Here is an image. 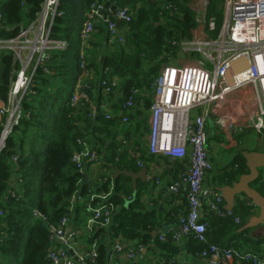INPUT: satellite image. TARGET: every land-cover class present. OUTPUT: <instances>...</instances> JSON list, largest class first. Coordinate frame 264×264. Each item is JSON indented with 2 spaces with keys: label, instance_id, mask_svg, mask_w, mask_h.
I'll return each instance as SVG.
<instances>
[{
  "label": "trees",
  "instance_id": "obj_1",
  "mask_svg": "<svg viewBox=\"0 0 264 264\" xmlns=\"http://www.w3.org/2000/svg\"><path fill=\"white\" fill-rule=\"evenodd\" d=\"M80 1L59 0L58 10L62 12V16L55 18L51 37L66 41L68 48L52 53L47 72L41 67L36 69L30 87L31 93L21 100L18 124L12 128L0 151V264H51L48 259L49 250L53 246L50 240L51 228L67 216L72 221L74 216L75 220L79 219L83 207L76 204L70 214V202L78 193L81 198H85L89 190L83 183L84 174L71 161L73 154L80 149L77 143L79 139L97 152L101 170L112 173L115 169H130L127 161L118 154L125 153L122 143L126 144L129 138L126 133L127 123H121L117 116L121 113L123 117L129 116L130 122L132 114L127 115L123 109L116 111V108H111L114 114L111 119H105L100 112L94 115L101 102L110 103L113 94L104 97L103 83H109L110 77L119 81L120 105L131 96L135 98V90H140V94H150V87L159 76L162 66L170 65L172 58L180 59L181 43L190 38L191 30L197 26L195 13L189 8L188 0L128 1L135 13L130 23L120 24L122 29H128L124 33V42L109 44L105 28H98L95 36L104 30L111 51L100 57L98 65H93L90 58L84 57L86 68L94 70L98 77L93 85L81 92L86 94L87 101L81 99L79 104L72 106L70 100L74 86L83 77L84 71V68H80L81 59L78 58L80 39L77 41V36H72L73 27L91 3L103 0H83L82 8H79ZM124 1L126 0H109L106 3L112 10L114 6H124ZM205 1L207 20L213 19L215 22V29L211 32L212 38H215L222 24L220 6L223 0ZM42 2L43 0H0V40L15 38L26 29L36 18ZM18 65L12 52L0 50L2 102L7 100L19 70ZM104 69L109 72L101 75ZM69 86H72L70 91ZM118 123L124 124L123 137L119 136ZM1 130L2 125L0 133ZM244 131L246 130L241 134ZM244 150L248 151L242 149L237 152L234 163L236 167L232 166L231 170L224 171L219 178V185H230L247 172L241 155ZM13 157L17 160L15 163L12 161ZM13 179L17 181L15 186L10 185V180ZM112 180V225L108 232L98 227L92 230L94 235L87 238V242L92 244L94 240L98 241L97 256L87 259V264H107L104 241L109 243L117 238H138L141 246L158 251L160 257L165 259L169 255L166 258L171 259L169 264H173L171 256L176 254L177 247L172 240L167 238L164 242L152 236L153 231L158 228L159 218L155 216V211L142 210L140 194L133 191L128 177L121 175ZM253 186L264 197L262 174ZM107 188L104 186L94 191L99 193ZM90 203L93 205L92 201ZM242 213L244 218L251 215L246 206L242 208ZM234 218L239 222L235 215ZM218 226L235 230L240 228L227 218L219 222ZM214 236L210 243L218 245L219 237ZM187 247L192 251L204 249L203 245L192 238Z\"/></svg>",
  "mask_w": 264,
  "mask_h": 264
},
{
  "label": "built area",
  "instance_id": "obj_2",
  "mask_svg": "<svg viewBox=\"0 0 264 264\" xmlns=\"http://www.w3.org/2000/svg\"><path fill=\"white\" fill-rule=\"evenodd\" d=\"M108 1H94L86 11L78 55L81 59L80 68H84V71L83 77L74 86L70 100L72 106L79 104L81 99L87 101L86 94L81 92L93 85L98 77L94 70L87 69V64L83 63L85 52L98 28H105L109 44H121L125 36L118 24L130 23L135 13V9L129 4L114 6L110 10L106 3ZM58 5L59 0H43L36 18L26 29L15 38L0 40V50L12 52L18 64H21L1 110L3 122L0 151L12 128L18 124L21 100L31 93L30 87L36 69L41 67L47 72L52 53L68 48L66 41L51 37L55 18L62 16ZM206 8L205 0L201 1L198 8H190L195 13L197 26L191 30L190 38L181 43V52L190 55L188 62L162 66L159 76L150 87L152 98L148 106L149 133L146 147L150 156L188 160V171L181 174L169 188L173 194H184L187 202V207L177 217L179 231L173 237L176 242L192 238L203 245L204 249L198 255L206 259V264H231L235 260L264 264V251L257 254L210 243L206 235L207 223L200 217L202 206H206L210 212L238 222L232 212L223 209L224 201L218 188L215 187V190L204 184L206 175L213 171L206 149V123L212 113L222 106L221 102L225 98L236 91L250 89L254 95L255 109H247L244 123L237 112L230 110L215 114L214 122L225 133L227 141L247 129L258 135L264 132V0H223L222 24L215 38L208 34L205 37L207 31L211 33L215 29L214 20H207ZM193 54L200 55L202 59H192ZM207 64L212 68H207ZM108 72V69H104L101 75ZM110 80L109 83H103V95L106 98L119 85L115 77H110ZM140 93V90H135V98L129 97L120 109L125 110L127 115L136 111V97ZM111 108L108 102H101L94 115L100 112L105 119H111L114 116ZM117 117L121 119V123L129 120V116L123 117L122 113ZM77 143L80 149L71 158L77 170L84 174L89 165L100 169L101 162L97 152L84 140L79 139ZM12 161L15 163L17 160L13 157ZM100 184V188L107 186V190L99 193L88 190L87 193L93 202L85 221L87 231H92L95 227L110 229L114 211L110 202L114 194L111 174H103ZM82 202L83 198L79 193L76 194L70 202V214L73 213L74 206ZM71 222L72 219L67 216L51 228L50 240L53 246L48 254L51 264H85L87 259L97 256L95 245L86 255L73 252L75 232L70 230ZM159 239L162 241L163 237ZM57 245L63 248L59 249ZM113 249L114 252L122 251L119 245H115ZM144 249V246L138 245L133 252L128 253V259L137 257ZM172 263L178 264V261L174 260Z\"/></svg>",
  "mask_w": 264,
  "mask_h": 264
},
{
  "label": "crops",
  "instance_id": "obj_3",
  "mask_svg": "<svg viewBox=\"0 0 264 264\" xmlns=\"http://www.w3.org/2000/svg\"><path fill=\"white\" fill-rule=\"evenodd\" d=\"M201 1L203 0H188V6L193 9L198 8L201 5ZM82 3L83 0L79 2V8H82ZM124 3V5L128 4L127 1H124ZM85 14V11L81 13L79 22L73 27L72 36L74 35L75 38L77 36V41L80 39L79 35L81 34L83 23L85 21ZM67 27L70 26L68 25ZM118 27L121 28V33L124 34L126 30L122 29L119 24ZM127 32L128 29L126 33ZM206 34L207 33H205V37ZM88 50L90 51L87 55ZM88 50H86L85 56L91 59V63H93V65H98L100 57L104 54H107L108 51H111L108 47L107 36L104 30L100 31L99 34L95 36V38L91 41ZM181 60L182 58L178 61ZM120 87L121 86L119 84L118 88L113 91V94L109 100L110 106L112 108H116V111H118L122 105L119 104L121 98V94H119ZM233 96L234 95L232 94L231 96L225 98L221 102L222 106L217 108L215 113H212L211 117L206 123L208 135V144L206 149L209 154L208 157L213 164V171L205 177L204 184L214 188L215 190H217L216 188L224 186L223 184L219 185V178L222 176L224 171L231 170L233 163L235 162L237 152L241 151V149H245V145H243L241 139L239 138H236L235 140H233V138L232 140L227 141L225 133L218 129L214 122L216 117L215 114L224 113L230 110L233 113L237 112L241 117V121H243L242 123H244V106L241 105L237 107L238 101H236ZM151 98V94H138L136 97V111L132 112V116L130 117V122L134 123V126L133 128H131V126L126 127V133L129 140L124 146V152L126 153V156L123 158L127 161V167L130 168L129 170L136 172L143 166L148 168L147 181L141 182L137 180L136 191L140 194V203L143 206L142 210L145 212L155 211V216L159 218L157 224L158 228L153 231L159 232L156 238L160 240L159 238L162 236V241L164 242L167 240V238L172 240L173 244L177 247V252L171 257H173L174 260H177L178 264H206V259L198 255L200 250L192 251L189 247H187L189 240L183 239L176 242L173 239L174 235L179 231L177 217L180 212H182L187 207V202L184 194H173L170 192L169 188L175 181L179 179L181 174L188 171V160H172L165 157H154L149 155L146 144L149 133L148 106ZM245 106L247 105L245 104ZM126 123H129V120ZM118 124V127L120 128L118 130L120 133L119 136L123 137L125 135L122 133L124 124ZM142 128L145 130V132H143V134L140 133L139 135L138 132ZM104 150L103 152H105ZM137 161L142 164V167H140V164ZM152 172H155L153 177L151 176ZM112 173L108 172L107 170L100 171V169L95 166L87 167L84 171L83 183L89 188V190H99L101 186L100 179L102 174L112 175ZM16 184V180H10L11 186H15ZM130 185L132 186L131 179ZM253 188L256 189L255 186H253ZM78 205L83 207V211L78 216L79 219L75 220L76 216H74L70 225V230L75 232L73 252H75L77 255H86L92 250L93 245H95L96 248L98 247V241L96 240H94L95 242L93 241L92 244L87 242V238L92 236L91 234H88L85 228V221L89 215L88 210L89 207H91L88 194L85 198H83V202L78 203ZM81 205H85V207ZM242 208H244L243 201L237 202L234 209L231 211L232 214L239 218V222H236L232 218H227L232 221L233 225L240 227L235 230L227 226V229L223 228V226H218V223L222 222V220L225 218L210 212L206 206H202L200 210V217L201 220L206 222L208 226L206 232L207 240L211 242L213 237H215L214 235H217L220 240L218 245L220 246L231 247L243 251L263 252L264 225L249 229L243 233L240 232L242 227L248 222V218L250 216L257 215L258 210L250 208L251 215H247V217L244 218ZM223 209L225 210V204L223 205ZM108 231L109 230H107V232ZM102 241L103 240H100V242ZM104 244L106 247V259H109L107 264H169V261L171 260H167L166 258L170 257L169 255L165 256L164 259L160 257L158 251L156 252L154 250H149L146 247H144V251L141 252L137 257L128 259V253L133 252L135 248L140 245V239L138 238L131 240L117 238L113 242L110 241L109 243L104 241ZM115 245H119L122 248V251L114 252L113 247ZM60 247L61 249L63 248V246L57 245V248L60 249ZM231 264L248 263L232 261Z\"/></svg>",
  "mask_w": 264,
  "mask_h": 264
},
{
  "label": "water",
  "instance_id": "obj_4",
  "mask_svg": "<svg viewBox=\"0 0 264 264\" xmlns=\"http://www.w3.org/2000/svg\"><path fill=\"white\" fill-rule=\"evenodd\" d=\"M3 108V102L0 100V125L3 122V115L1 110ZM247 172L241 174L237 180L233 181L230 185H224L218 188L224 204L225 210L231 212L237 202L243 201L244 206L248 209L253 208L258 210V214L250 216L248 222L242 227L241 233L246 232L249 229L257 228L264 225V197L253 188L258 178L264 175V153L256 151H242L241 153ZM147 167H142L138 171L132 170H118L115 169L112 178L115 180L119 176L123 175L131 179L132 189L136 191V181H147ZM155 172H152L151 176H154ZM159 232L152 233V236H157ZM109 261V259L107 260Z\"/></svg>",
  "mask_w": 264,
  "mask_h": 264
},
{
  "label": "rangeland",
  "instance_id": "obj_5",
  "mask_svg": "<svg viewBox=\"0 0 264 264\" xmlns=\"http://www.w3.org/2000/svg\"><path fill=\"white\" fill-rule=\"evenodd\" d=\"M206 33L212 38L211 33H209V31H207ZM180 55H181L180 59L182 58V60L178 61L180 59L177 60V59L172 58L171 59V64L172 65H174V64H182V63L188 62V60L190 59L189 58L190 57L189 54L181 53ZM191 58L192 59H202L201 56L198 55V54H193ZM20 66H21V64L19 63L18 67L20 68ZM206 67L207 68H212V66L210 64H207ZM71 88H72V86H69L68 90L70 91ZM233 95H234L233 97L235 98V100L238 101L237 106L238 107L241 106V105L244 106L243 107V113H245V115L247 113V109H253V110L255 109V106H254V95L252 94V92L249 89H246V90L242 89V90L236 91V92L233 93ZM245 104L247 106H245ZM128 126H131V128H133L134 123L129 122V123H127V127ZM143 132H145V130L142 128V129L139 130L138 133L140 135V133L143 134ZM236 138L241 139V142L243 143V145H245L244 148L248 149V151H256V152H261V153L263 152L264 153V135H262V136L261 135H257L253 131L247 129L242 134H238L234 139H236ZM122 144H123L122 149L124 150L125 143L123 142ZM118 154H121L123 157H125V155H124L125 153H118ZM89 167H91V166L89 165ZM262 173H264V172H262ZM111 225H112V219H111L110 227H111ZM87 232H88V234L94 235V231H87ZM235 261L237 262V260H235ZM240 262L246 263L244 260H240ZM85 264H87V262H85Z\"/></svg>",
  "mask_w": 264,
  "mask_h": 264
}]
</instances>
